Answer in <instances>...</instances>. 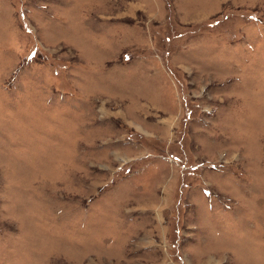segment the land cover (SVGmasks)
Instances as JSON below:
<instances>
[{
    "label": "rangeland",
    "instance_id": "obj_1",
    "mask_svg": "<svg viewBox=\"0 0 264 264\" xmlns=\"http://www.w3.org/2000/svg\"><path fill=\"white\" fill-rule=\"evenodd\" d=\"M0 264H264V0H0Z\"/></svg>",
    "mask_w": 264,
    "mask_h": 264
}]
</instances>
